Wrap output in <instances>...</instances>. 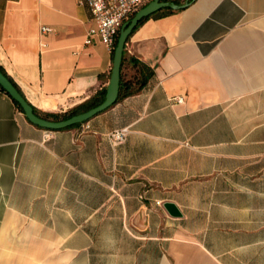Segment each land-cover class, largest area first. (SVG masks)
Segmentation results:
<instances>
[{"label": "crops", "instance_id": "obj_1", "mask_svg": "<svg viewBox=\"0 0 264 264\" xmlns=\"http://www.w3.org/2000/svg\"><path fill=\"white\" fill-rule=\"evenodd\" d=\"M167 8L126 43L145 85L85 133L32 123L0 86V264H264V0ZM93 26L77 0H0V67L39 113L106 94Z\"/></svg>", "mask_w": 264, "mask_h": 264}, {"label": "water", "instance_id": "obj_2", "mask_svg": "<svg viewBox=\"0 0 264 264\" xmlns=\"http://www.w3.org/2000/svg\"><path fill=\"white\" fill-rule=\"evenodd\" d=\"M190 1L184 4H177L168 0H151L143 7H141L130 19L126 20L120 30L117 44L114 50V62L111 73L110 82L108 84L104 100L95 107L90 108L84 112L75 114L67 119L52 120L44 118L35 112L33 105L26 99L22 92L12 82V80L0 68V86L21 106L27 118L34 124L49 130H60L76 124H82L89 121L94 116L105 111L114 105L120 95L121 87V67L126 48V43L139 25V23L150 15L162 10L163 8L170 7L172 9H182L186 7ZM164 207L172 216H180L177 205L173 202H166Z\"/></svg>", "mask_w": 264, "mask_h": 264}, {"label": "built area", "instance_id": "obj_3", "mask_svg": "<svg viewBox=\"0 0 264 264\" xmlns=\"http://www.w3.org/2000/svg\"><path fill=\"white\" fill-rule=\"evenodd\" d=\"M80 4H87L92 13L94 26L89 30V37H98L107 47L114 49L120 34L123 23L130 19L131 16L140 8L143 0H77ZM42 33L52 32L50 26H42ZM42 46L47 44L42 42ZM170 101L173 104L184 103L183 95L173 96ZM81 125V133L91 130L89 122ZM130 129L124 127L117 129L108 134V139L113 143L123 142ZM158 205H162V201H157Z\"/></svg>", "mask_w": 264, "mask_h": 264}, {"label": "trees", "instance_id": "obj_4", "mask_svg": "<svg viewBox=\"0 0 264 264\" xmlns=\"http://www.w3.org/2000/svg\"><path fill=\"white\" fill-rule=\"evenodd\" d=\"M193 1V0H190V2ZM147 4V3H146ZM145 5V3H142V5L140 6L143 7ZM139 8V9H140ZM138 9V10H139ZM137 10V11H138ZM166 10V13H170V12H174L176 9H172L170 7H168ZM136 11V12H137ZM135 12V13H136ZM134 13V14H135ZM133 14V15H134ZM155 14V13H154ZM152 14V15H154ZM132 15V16H133ZM150 15V16H152ZM131 16V17H132ZM149 16V17H150ZM147 17V18H149ZM147 18H144L140 23L139 25H141ZM138 25V26H139ZM137 26V27H138ZM136 27V28H137ZM117 44V43H116ZM115 50V48H114ZM113 50V51H114ZM128 64H131L132 66L134 67H137L138 70H142L141 71V76L139 77H134V78H128L127 77V74L125 73V68L127 67ZM1 68V67H0ZM1 70L6 74V72L1 68ZM145 70V66L140 62L138 61L137 59H135L134 57H130L127 53H126V50L124 52V57H123V62H122V67H121V87H120V95H119V98H122V97H125V96H128L130 94H133L137 91H139L140 88H142L145 83H146V79H147V75H150L152 73V71L150 69V71H144ZM7 75V74H6ZM8 76V75H7ZM9 77V76H8ZM10 78V77H9ZM12 80V79H11ZM13 82V81H12ZM14 83V82H13ZM15 84V83H14ZM16 85V84H15ZM18 88V87H17ZM105 98V93H102L100 96H94L92 98H90L89 100L83 102L82 104L64 112V113H60V112H53V113H45V114H41L39 113L38 110H36L35 108V112L44 117V118H47V119H52V120H62V119H67L75 114H78V113H81V112H84L86 110H89L90 108L92 107H95L97 106L98 104H100ZM118 98V99H119ZM15 101V100H14ZM16 102V101H15ZM16 104L18 105V107L22 110L21 106L16 102ZM80 124H76V125H73V126H70V127H67V128H72V127H75V126H78ZM45 129V128H44Z\"/></svg>", "mask_w": 264, "mask_h": 264}, {"label": "clouds", "instance_id": "obj_5", "mask_svg": "<svg viewBox=\"0 0 264 264\" xmlns=\"http://www.w3.org/2000/svg\"><path fill=\"white\" fill-rule=\"evenodd\" d=\"M104 241L107 246L111 249L115 245V238L111 234H105Z\"/></svg>", "mask_w": 264, "mask_h": 264}]
</instances>
